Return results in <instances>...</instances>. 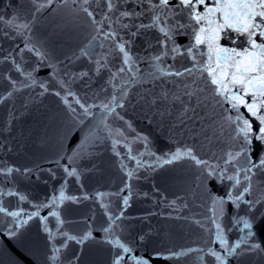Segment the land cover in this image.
<instances>
[{"label":"snow or ice","instance_id":"1","mask_svg":"<svg viewBox=\"0 0 264 264\" xmlns=\"http://www.w3.org/2000/svg\"><path fill=\"white\" fill-rule=\"evenodd\" d=\"M49 95L50 166L17 163L23 121ZM0 108V221L33 264L96 250L100 264H264V0H0ZM137 120L167 130L166 151ZM106 172L107 190H88ZM45 174L43 196L21 190ZM138 199L159 210L128 215ZM157 215L188 243L149 251Z\"/></svg>","mask_w":264,"mask_h":264},{"label":"water","instance_id":"2","mask_svg":"<svg viewBox=\"0 0 264 264\" xmlns=\"http://www.w3.org/2000/svg\"><path fill=\"white\" fill-rule=\"evenodd\" d=\"M181 43L186 42L185 37L178 38ZM67 48H56V55L58 58L63 59L64 54L66 53ZM72 67V66H70ZM78 70V69H77ZM52 72L50 68H40L37 72V76L39 78H47ZM20 101H17V107H19ZM58 102L57 100L49 95L46 96L42 102L36 103L32 105L31 108V115L26 117L23 121V129L25 132V137L23 142L25 143L26 147L24 149H20V154L17 156L12 157L17 163L20 164H28L31 166L32 159L35 160L36 163H39L41 167L47 168L50 165L43 162L44 157L51 156V142L48 144H41L42 137H50L54 135L55 128L54 126H48L49 122L47 117L55 110H57ZM5 112V108H0V119L3 118ZM137 125L139 128L143 129L146 133H151V136L154 141V145L157 149L166 151L168 147V141L166 140L165 136L167 134V130L165 129L161 132L159 129L148 126L146 121L137 120ZM47 126V127H46ZM32 130L31 136H28V130ZM69 146H74L72 140L66 142ZM25 152H31L33 154L32 159H28L25 157ZM167 175V173H162L161 176L157 177V182L163 186L164 180L162 176ZM115 178L114 173L106 172L103 177L93 176L87 178L85 180V184L88 190H92L94 187L98 186L97 181L99 184L104 185V189L107 190V186L112 179ZM44 179H48L47 175L41 177V180H37L36 176L32 177L33 183L31 184H21V190L27 189L28 191L32 192L36 196H43L46 192L49 191V185H45L42 181ZM52 183L51 181L49 182ZM57 188L59 184L56 183L55 185ZM143 187L145 190H149L150 184L147 182L143 183ZM114 190V189H113ZM217 191L220 189L217 187ZM68 195H75L78 193V186L75 183H71L69 187L66 189ZM58 195V192H57ZM170 195V193H169ZM150 201H144L141 199L136 200L132 207L128 209V215L133 217H139L144 214V212L148 210L158 211L159 209H151L150 208ZM90 207V202H85L82 205H74L69 202V214L73 218H79L81 214H87L88 208ZM193 211L208 214L207 207L199 208L194 207ZM134 223L139 227L140 222L134 221ZM151 227H153L159 235L154 237L153 242H150L148 245L149 251L153 247L156 248H167L170 247L172 244L182 245L186 244L189 241V237L184 235V231L180 230L176 223L165 219L164 216H154L151 218ZM145 230L149 227L148 221H145L143 224ZM31 232L35 231V226L33 225ZM166 233H171V237H166ZM95 247V246H92ZM137 254H140L137 252ZM145 256L148 255V252L144 253ZM167 255V253H165ZM105 259V255L102 251L96 250L92 254L87 255L85 257V261L89 262V264H100ZM33 256L28 253L22 246L21 243L15 239L10 238L5 231L3 222L0 221V264H33ZM153 264H174L173 261L166 260L163 257H152ZM183 264V262H182Z\"/></svg>","mask_w":264,"mask_h":264}]
</instances>
